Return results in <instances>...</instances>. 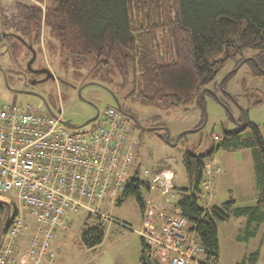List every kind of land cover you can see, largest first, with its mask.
<instances>
[{
    "label": "trees",
    "instance_id": "1",
    "mask_svg": "<svg viewBox=\"0 0 264 264\" xmlns=\"http://www.w3.org/2000/svg\"><path fill=\"white\" fill-rule=\"evenodd\" d=\"M20 4L13 10L2 9L4 21L9 18V26L15 31L28 38L35 33L37 43L43 21L74 65L96 58L100 65L92 70L93 79L109 84H115L111 74L117 70L121 79L115 85L121 90L127 88L125 98L143 106L174 109L195 103L202 109L209 94L228 109L214 88L228 62L235 69L249 63L256 77H264V0H49L44 11L37 5ZM248 52L252 57L245 56ZM66 61H70L68 56ZM203 89L209 91L201 97ZM242 117L241 125L221 131L211 150L202 155L188 150L183 153L189 187H171L167 195L171 208L185 218L188 231L195 234L203 249V259L210 264L219 260L217 223L245 217L247 226L241 236L246 239L264 224V139L246 111ZM245 131L249 136L241 138ZM219 149L251 151L259 187L253 205L237 206L233 199L208 209L198 204L204 165ZM136 168L141 169L139 162ZM141 188V183L128 181L116 203L133 196L142 212ZM11 211L17 213V206L0 201V235ZM103 238L101 221L87 226L80 235L86 249H94ZM140 243L139 264H158L141 239ZM257 259L255 251L236 264H256Z\"/></svg>",
    "mask_w": 264,
    "mask_h": 264
},
{
    "label": "rangeland",
    "instance_id": "2",
    "mask_svg": "<svg viewBox=\"0 0 264 264\" xmlns=\"http://www.w3.org/2000/svg\"><path fill=\"white\" fill-rule=\"evenodd\" d=\"M15 1L17 0H0L1 9H15L17 6ZM23 1H26L25 5L40 6L44 11L49 0H18L17 2ZM32 36L36 43L35 33ZM35 48L38 53L36 65L45 66L56 77L65 79L66 82L75 86L82 83V80L85 81L84 83L93 81L98 85H90L81 92L80 97L85 101L82 102L77 92L67 86L68 84L52 81L45 83L41 94L45 97L49 96L53 101L51 108L54 114H60L63 121L82 125L96 115V109L98 112L106 108L117 109L115 102L118 101L121 107L119 112L131 130L130 138L137 143L135 151L137 164L138 162L141 164V169L148 168L152 175L161 169L171 170L173 190L189 187L182 164L183 153L188 150L194 155H202L211 150L221 131L232 130L235 122L243 118V111L247 112L249 121L259 127L264 139V77H256L249 63H244L235 69L233 64L228 62L216 78L215 93L226 102L228 109L209 94L204 97L202 109L195 103L167 109L143 106L125 98L128 89L121 90L115 85L121 79L117 70L111 74L115 84L103 82L101 79L94 80L92 70L97 69L100 62L96 58H88L82 60L79 65H74L72 57L64 53L60 43L51 34L50 26L43 24V21L40 40ZM252 55L251 52L245 54L247 58ZM67 56L69 62L66 61ZM232 72L233 74L224 81L225 77ZM0 102L44 110L38 98L14 94L7 90L1 74ZM90 126L91 124L83 126L72 134L89 131ZM198 127H200L199 130H197ZM142 128L148 130H142ZM167 132L168 143L165 140ZM181 134L185 135L179 138ZM248 136L249 133L245 131L241 138ZM251 157V151L247 149L215 151L207 162L217 164L220 172L213 174L212 195L206 194L200 187L201 192L197 193L198 204L203 207L213 200L215 205H221L233 199L237 206L253 205V199L255 194L259 193V187ZM140 195L145 201L147 194L142 188ZM0 200H7L19 207L17 199L13 196L1 197ZM167 203V206L171 208L169 200ZM92 209H98L104 219H99L84 210L68 213L65 216L63 226L66 230L59 228L53 242L55 253L53 264H139L141 243L136 232L141 227V210L135 198L128 196L120 203L100 207L94 205ZM12 215L13 211L10 217ZM242 218L245 221L246 218ZM236 219L239 218H233L231 222L217 223L218 264L240 261L255 251H258V264H264V224L261 225L257 237L248 242L238 243L235 241V235L241 236L243 228L240 226V219L235 221ZM26 220L29 223L31 221L28 217ZM97 221L103 222L104 225L103 241L94 249H86L81 244L80 235L87 226ZM28 238V230H25L19 240L21 249L26 246Z\"/></svg>",
    "mask_w": 264,
    "mask_h": 264
},
{
    "label": "built area",
    "instance_id": "3",
    "mask_svg": "<svg viewBox=\"0 0 264 264\" xmlns=\"http://www.w3.org/2000/svg\"><path fill=\"white\" fill-rule=\"evenodd\" d=\"M43 109L0 102V199L13 196L19 205L0 235V264H53V242L59 228L66 230L65 216L84 210L102 219L92 206L115 204L128 181L141 183L147 194L136 233L152 260L210 264L180 211L167 209L172 173L137 170V143L117 109L99 111L89 131L80 134L66 129L60 114ZM215 172L217 164L206 162L200 187L208 195ZM25 230L29 238L21 249Z\"/></svg>",
    "mask_w": 264,
    "mask_h": 264
},
{
    "label": "flooded vegetation",
    "instance_id": "4",
    "mask_svg": "<svg viewBox=\"0 0 264 264\" xmlns=\"http://www.w3.org/2000/svg\"><path fill=\"white\" fill-rule=\"evenodd\" d=\"M17 1L14 3L26 4L24 3L26 1ZM4 18L0 6V74L6 89L14 94H20L19 92L38 94L45 100L49 107L53 106V101L49 96L45 97L41 94L43 85L49 81L59 82L64 85L68 84L67 86L77 92L78 97L81 96V92L88 86L81 90L80 95H78V89L89 82L84 83L85 81L82 80V83L75 86L72 83L66 82L65 79L56 77L52 72L50 73L53 78L44 81L46 74L38 71L48 69L45 66L36 65L38 53L35 48L36 43L33 36L31 38L22 37L19 31H15L9 26V18L6 20L7 23L4 21ZM241 121H236L235 124L241 125Z\"/></svg>",
    "mask_w": 264,
    "mask_h": 264
},
{
    "label": "water",
    "instance_id": "5",
    "mask_svg": "<svg viewBox=\"0 0 264 264\" xmlns=\"http://www.w3.org/2000/svg\"><path fill=\"white\" fill-rule=\"evenodd\" d=\"M144 22H145V27H147L148 26V18H147L146 14L144 15ZM140 27H142V22H140ZM238 66H241V63ZM38 72L46 74V78L44 79V81L53 78V76H52V74L50 73L49 70H42V71H38ZM89 85L98 86L96 83H93V82L92 83H88L86 85H83L82 87H80L78 89V95H80V92H81V90L84 87L89 86ZM205 90L209 91V89H203L201 91V97H203V94H204ZM19 93L22 94V95H30V96H34V97L38 98L42 102V104H43L44 108L46 109V111L49 114H51L52 116H55L54 112L52 111V108L49 107V105L45 102V100L40 95L35 94V93H31V92H19ZM79 99H80V101L85 102L80 96H79ZM203 106H204V102H203ZM115 107L121 112V107H120V104H119L118 101L115 102ZM58 113H60L59 110H58ZM97 116H98V111L96 109V115L92 119H90L89 121L85 122L82 125H75V124L71 123L70 121H62V124H63V126L66 129L72 130V131H76V130L81 129L83 126H86L88 124H92L96 120ZM142 130H148V129L142 128ZM165 140H166L167 143L169 142V140H168V132L166 134V139ZM8 216H9V214L7 215V218H8Z\"/></svg>",
    "mask_w": 264,
    "mask_h": 264
},
{
    "label": "crops",
    "instance_id": "6",
    "mask_svg": "<svg viewBox=\"0 0 264 264\" xmlns=\"http://www.w3.org/2000/svg\"><path fill=\"white\" fill-rule=\"evenodd\" d=\"M169 173L171 172V171H168ZM172 173V172H171ZM172 175H173V173H172ZM173 187V186H172ZM152 196L154 197V198H156V199H159L160 198V194L157 192V191H153V193H152ZM257 198H258V193H256L255 194V196H254V199H253V201L255 202L256 200H257ZM167 200H169L168 198H166ZM235 202V201H234ZM212 206H219V205H215L214 203H213V200H212V202H209V204H205V206H203L202 208H204V209H208V208H210V207H212ZM239 206H242V205H239ZM243 206H246V205H243ZM167 209L168 210H171L172 208H170V207H168L167 206ZM239 219H240V226L243 228V230H242V232L244 231V229L246 228V226H247V220L245 219V221H244V219L241 217H239ZM239 219H236L235 221H237V220H239ZM231 220H233V218L232 219H230V220H228V222H231ZM260 227H261V225L260 226H258V227H256V233H255V235L253 236V237H251V238H248V239H246V238H243L242 236H236L235 235V241L236 242H248L249 240H251V239H254L255 237H257V234H258V232H259V230H260ZM241 228V229H242ZM216 229H217V237H218V227H217V225H216ZM244 257V256H243ZM242 260V259H241ZM240 260V261H241ZM240 261H235V262H232V263H229V264H236V263H238V262H240ZM258 261H259V258L257 259V262H256V264H258ZM220 264H223V263H220Z\"/></svg>",
    "mask_w": 264,
    "mask_h": 264
}]
</instances>
